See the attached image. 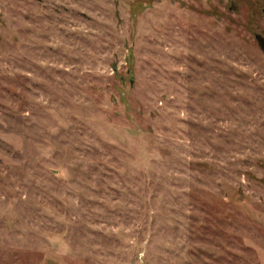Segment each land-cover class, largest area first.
<instances>
[{
	"label": "rangeland",
	"instance_id": "374dc122",
	"mask_svg": "<svg viewBox=\"0 0 264 264\" xmlns=\"http://www.w3.org/2000/svg\"><path fill=\"white\" fill-rule=\"evenodd\" d=\"M0 264H264V0H0Z\"/></svg>",
	"mask_w": 264,
	"mask_h": 264
}]
</instances>
